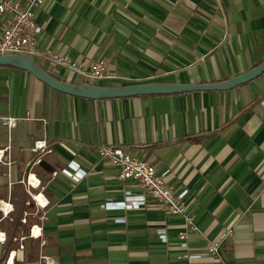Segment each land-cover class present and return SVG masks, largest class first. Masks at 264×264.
I'll list each match as a JSON object with an SVG mask.
<instances>
[{"label":"crops","instance_id":"obj_1","mask_svg":"<svg viewBox=\"0 0 264 264\" xmlns=\"http://www.w3.org/2000/svg\"><path fill=\"white\" fill-rule=\"evenodd\" d=\"M35 17L41 52L103 60L118 76L91 84H215L264 61V0H47ZM6 23L0 17V32ZM28 59L59 80L83 83L41 54ZM38 140L51 149L42 160L53 170L73 161L85 178L74 183L36 165L39 188L23 184ZM101 146L122 147L158 173L168 170L175 192L187 190L185 211L198 228L187 229V241L201 258L181 256L184 221L154 201L131 210L102 207L123 200L124 190L142 191L99 159ZM0 150V200L14 207L7 216L0 209V264H212L204 247L231 222L222 260L264 264V71L228 90L83 98L0 65ZM35 190L47 207L31 200ZM25 210L34 217L27 224L18 221ZM34 223L41 236L26 238Z\"/></svg>","mask_w":264,"mask_h":264},{"label":"built area","instance_id":"obj_2","mask_svg":"<svg viewBox=\"0 0 264 264\" xmlns=\"http://www.w3.org/2000/svg\"><path fill=\"white\" fill-rule=\"evenodd\" d=\"M47 0H0V17H6L7 23L0 32V56L3 55H19L30 57L33 55H43L48 58L52 64H60L76 74L83 83H90L98 80H114L118 78L117 74L106 67L103 60L80 62L71 60L66 55H61L57 52L45 50L41 52L38 48L37 38L42 31V26L36 21L35 11L42 8ZM8 127L14 124L12 118L3 120ZM37 151V156L33 160V164L37 165L42 153L51 152L47 147L45 140L34 142L33 148ZM1 151V150H0ZM97 155L100 160L107 162L117 170V178L123 182L134 183L141 189L142 193L132 194L130 190H124V198L118 202H106L102 204L103 208H121L126 210L138 209L145 206L149 201H154L167 214L176 215L183 219L184 230L178 232L179 248L181 256L185 259H198L203 256V253L191 252L187 241V229L197 231V225L193 221V216L185 211L184 197L187 190L175 192L173 186L168 184L166 176L168 170L158 173L156 167L147 160L141 159L122 147L101 146ZM3 152L0 153V161L2 160ZM52 177L62 174L76 183L81 181L87 175L78 163L69 162L66 166L59 169H54L51 173ZM23 184L34 189L39 188L40 181L34 174H29L28 179L21 180ZM33 201L40 208H44L48 202L43 199L40 193L32 195ZM3 201L0 200V209L3 210L5 216L12 210V205H9L7 212L3 209ZM25 222V218L21 219ZM39 221L43 218L39 217ZM118 222L123 221L122 218L117 219ZM234 222L228 224L220 234L212 241L206 243L204 254L212 258V264H227L221 258V248L224 242L233 235ZM38 230V233L35 232ZM30 235L37 238L41 234V227L34 223L30 228ZM158 238L166 243L167 235L164 229L157 230ZM0 241L5 240L4 233H0ZM19 248H23L19 244ZM14 251L9 254L10 261L13 259ZM7 264L8 261L6 262Z\"/></svg>","mask_w":264,"mask_h":264},{"label":"water","instance_id":"obj_3","mask_svg":"<svg viewBox=\"0 0 264 264\" xmlns=\"http://www.w3.org/2000/svg\"><path fill=\"white\" fill-rule=\"evenodd\" d=\"M0 65H10L31 73L37 79L63 93L83 98H122L147 94H179L200 90H228L254 79L264 71V61L251 70L222 83L184 84L172 82H146L130 85H100L91 83H70L59 80L35 65L30 59L19 55L0 56ZM52 172L53 168L45 161L38 164Z\"/></svg>","mask_w":264,"mask_h":264},{"label":"flooded vegetation","instance_id":"obj_4","mask_svg":"<svg viewBox=\"0 0 264 264\" xmlns=\"http://www.w3.org/2000/svg\"><path fill=\"white\" fill-rule=\"evenodd\" d=\"M44 152H45V151H44ZM44 152H43V153H44ZM43 153H42V154H43ZM34 159H35V158H34ZM34 159H33V160H34ZM41 160H42V158H41ZM41 160H40V161H41ZM35 167H37V166L33 164V161L29 163V165H28V169H27V172L25 173V176H24V177H25V180L28 179V175H29L30 173H31V174H34V175L37 177L38 173L35 172V171H36V170H35ZM37 178L39 179V181H40V185H41V183L43 182V180H41L40 177H37ZM38 193H40V195H41V197H42L43 199H46V198L44 197V195L42 194L41 191L35 190V191L29 193L31 200H33L32 195H35V194H38ZM10 198H11V197L9 196V199H10ZM48 204H49V203L47 202L46 205L44 206V208L47 207ZM27 205H28V206L31 205L30 201H27ZM11 212H14V207H13V206H12V210L10 211V213H11ZM36 216H37V217H36L37 219H38L39 217H42L43 220L45 219V213H44V212H42V213H40V214H38V215H36ZM30 217H33V212L28 211V210H25V211H24L25 222H23V221L21 220L23 217H20L18 221H20V223L27 224V223H28V219H29ZM33 218H34V217H33ZM8 221L11 222L12 224H14L15 226L18 225V221H17L13 216H9ZM32 225H33V224H32ZM32 225L29 226L28 232H27V234H26V235H27L26 238H27V237H31V235H30V232H31V231H30V228H31ZM41 231H42V229H41ZM40 236H41V234H40ZM31 238H32V237H31Z\"/></svg>","mask_w":264,"mask_h":264},{"label":"bare ground","instance_id":"obj_5","mask_svg":"<svg viewBox=\"0 0 264 264\" xmlns=\"http://www.w3.org/2000/svg\"><path fill=\"white\" fill-rule=\"evenodd\" d=\"M4 204V203H3ZM8 208H9V205H5V207H3V209L7 212V210H8ZM38 233V230L35 232V234H37Z\"/></svg>","mask_w":264,"mask_h":264},{"label":"rangeland","instance_id":"obj_6","mask_svg":"<svg viewBox=\"0 0 264 264\" xmlns=\"http://www.w3.org/2000/svg\"><path fill=\"white\" fill-rule=\"evenodd\" d=\"M101 83H103V82H101Z\"/></svg>","mask_w":264,"mask_h":264},{"label":"snow or ice","instance_id":"obj_7","mask_svg":"<svg viewBox=\"0 0 264 264\" xmlns=\"http://www.w3.org/2000/svg\"><path fill=\"white\" fill-rule=\"evenodd\" d=\"M0 238H2V237H0Z\"/></svg>","mask_w":264,"mask_h":264}]
</instances>
